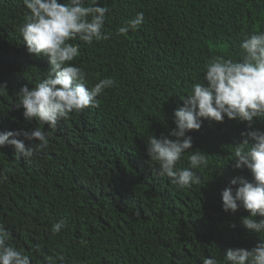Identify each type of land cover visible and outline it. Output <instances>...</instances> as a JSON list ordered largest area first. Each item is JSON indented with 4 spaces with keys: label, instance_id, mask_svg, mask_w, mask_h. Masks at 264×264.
Listing matches in <instances>:
<instances>
[{
    "label": "trees",
    "instance_id": "obj_1",
    "mask_svg": "<svg viewBox=\"0 0 264 264\" xmlns=\"http://www.w3.org/2000/svg\"><path fill=\"white\" fill-rule=\"evenodd\" d=\"M99 6L110 8L103 31L111 38L92 45L77 39L81 55L72 63L87 72L89 87L105 77L116 85L97 97L99 107L70 113L53 130L15 107V93L33 87L50 65L47 56L26 50L18 31L27 11L22 0H0V83L8 89L0 95V131L42 127L49 139L27 161L10 146L0 148V224L10 242L31 255V264L58 255L65 264H203L208 256L222 260L228 248L254 247L258 235L241 222L248 212H225L220 195L234 177L251 180L231 160L246 122L202 118V127L187 133L193 148L177 166L188 167L196 149L208 159L206 168L193 170L201 183L190 188L158 175L147 142L175 127L180 98L202 82L206 62L242 59L239 45L264 31V0H99ZM137 12L145 16L141 28L118 35ZM253 128L264 131V121ZM61 220L65 228L52 235Z\"/></svg>",
    "mask_w": 264,
    "mask_h": 264
},
{
    "label": "clouds",
    "instance_id": "obj_2",
    "mask_svg": "<svg viewBox=\"0 0 264 264\" xmlns=\"http://www.w3.org/2000/svg\"><path fill=\"white\" fill-rule=\"evenodd\" d=\"M26 15L18 31L29 54L47 56L50 70L33 87L22 86L15 93L17 109L23 108L27 121L35 119L41 125L55 130L58 122L70 113L89 107H99L97 99L106 89L116 85L112 77L100 79L88 86L87 72L75 63L81 55L79 41L92 45L94 41L109 40L111 33L103 31L107 6H99V0H22ZM145 22L143 12H137L117 30L126 36L135 32ZM242 59L224 56L213 57L206 62L202 82L195 83L191 91L180 98L183 106L174 111L175 127L158 138L150 136L147 155L159 165L158 175L167 177L179 189L201 183L194 169L208 166L205 152L196 149L187 157L188 167H178L185 152L193 148L191 130L202 127V118L223 122L225 118L246 122L240 133L242 139L233 147V167L247 169L251 180L237 176L221 192L222 209L225 212H248L241 218L242 225L259 239L254 247L228 248L223 259L208 256L203 264H264V131L254 129L253 124L264 121V31L251 33L239 45ZM8 92L7 84L0 83V95ZM172 137V138H170ZM174 138V139H173ZM25 141L32 142L26 145ZM39 143L33 146V142ZM10 146L15 155L30 160L49 147V139L42 127L30 130L0 131V148ZM136 215H139L137 212ZM259 217V219H258ZM231 228H235L233 223ZM65 223L52 225V235H59ZM11 233L0 224V264H31L32 257L10 242ZM39 245L36 251H39ZM48 264H65V257H47Z\"/></svg>",
    "mask_w": 264,
    "mask_h": 264
}]
</instances>
